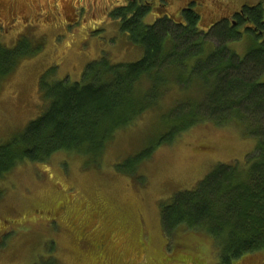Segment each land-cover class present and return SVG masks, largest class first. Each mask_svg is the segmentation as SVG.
I'll return each mask as SVG.
<instances>
[{"label": "rangeland", "instance_id": "374dc122", "mask_svg": "<svg viewBox=\"0 0 264 264\" xmlns=\"http://www.w3.org/2000/svg\"><path fill=\"white\" fill-rule=\"evenodd\" d=\"M124 1L0 0V22L8 25L14 15L34 24L22 32L39 46L2 79L0 143L22 137L30 122L46 113L51 101L43 83L80 81L102 55L111 63L145 56L109 17ZM261 1L264 8V0H197L196 6L207 29ZM165 2L153 1L148 21L161 12L178 20L189 0ZM6 32L0 39L12 48L22 33ZM242 34L229 45L245 58L262 39L256 43ZM207 41L213 42L212 35ZM259 81L264 83V75ZM189 93L172 86L159 106L117 129L102 153L61 151L47 161L17 163L0 179V264H48L51 258L57 264H220L219 248L206 230L182 227L168 235L162 207L197 188L218 164H244L255 151L254 138L240 125L208 121L184 130L172 143L162 142L150 158L141 157L166 133L161 114ZM233 264H264V254Z\"/></svg>", "mask_w": 264, "mask_h": 264}, {"label": "trees", "instance_id": "16d2710c", "mask_svg": "<svg viewBox=\"0 0 264 264\" xmlns=\"http://www.w3.org/2000/svg\"><path fill=\"white\" fill-rule=\"evenodd\" d=\"M153 1L126 0L109 16L143 47V58L111 63L102 55L99 62L91 61L80 81L42 84L50 106L22 137L0 143V179L28 159L39 163L61 151L104 152L117 129L159 106L175 86L190 93L161 114L166 133L141 157L150 158L162 142L172 143L184 130L208 121L240 125L256 148L244 164H218L197 188L177 195L171 206L164 204L163 227L168 235L182 227L204 229L219 248L220 264L244 263L251 255L264 254V83L259 81L264 75L263 1L246 4L236 23L225 18L207 29L201 25L197 0L181 8L178 20L161 12L151 22L147 18ZM249 23L245 34L256 43L262 40L241 58L229 44L243 37L241 28ZM19 33L12 48L0 39V84L20 60L39 50L26 32ZM47 262L57 264L53 258Z\"/></svg>", "mask_w": 264, "mask_h": 264}, {"label": "flooded vegetation", "instance_id": "af4514ba", "mask_svg": "<svg viewBox=\"0 0 264 264\" xmlns=\"http://www.w3.org/2000/svg\"><path fill=\"white\" fill-rule=\"evenodd\" d=\"M92 6V5H91ZM244 7V6H243ZM241 13V12H240ZM236 20L237 19H234V20H232V22L233 23H236ZM73 22V21H72ZM72 22H70V23H72ZM68 25H69V23H68ZM251 25H250V23L249 24H245L243 27H242V29L245 31L248 27H250ZM34 27V24H32V23H30V22H27L26 20H23V18L22 19H18V17H16V16H12L11 17V22H9L8 23V25H6L4 22H0V33H5L6 31H4V30H9L8 32H6V33H13V32H15V33H19L20 31H23L24 30V28L25 29H27V28H29V29H32ZM23 29V30H22ZM86 31H87V29H86ZM243 31V32H244ZM68 211V210H67ZM67 211H65L64 213H66ZM77 230V229H76ZM83 236V235H82ZM86 239V238H85Z\"/></svg>", "mask_w": 264, "mask_h": 264}]
</instances>
